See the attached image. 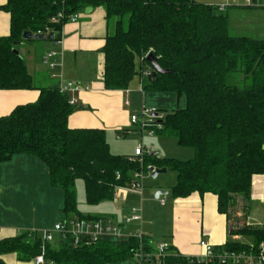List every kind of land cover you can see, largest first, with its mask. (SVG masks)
Masks as SVG:
<instances>
[{
    "label": "trees",
    "instance_id": "1",
    "mask_svg": "<svg viewBox=\"0 0 264 264\" xmlns=\"http://www.w3.org/2000/svg\"><path fill=\"white\" fill-rule=\"evenodd\" d=\"M88 6L102 7L106 18L119 19L115 35L103 47L104 88L128 89L141 75L137 58L152 54L169 73H155L145 58L143 90L185 97V107L165 112L157 133L192 148L193 158L149 154L140 163L134 156L112 155L104 130L68 127L76 105H69V96L57 87H47L37 89L36 101L0 117V163L17 154L38 157L47 167L50 186L63 192L67 218H90L77 212L78 180L83 182L86 203L94 205L112 200L117 187L130 185L134 173H145L147 167L175 173L171 192L176 199L211 193L217 197L218 212L228 219L238 200L247 207L252 177L264 175V38L231 35L229 15L216 7L194 0H7L0 6L10 15V35L0 38V90L36 89L23 60L13 53V42L23 43L24 31L48 30L54 41L59 40L65 18L57 23L50 19L60 10L67 16ZM263 242L264 228H243L219 251H256ZM42 246L39 234L23 232L0 240V256L15 253L30 260ZM137 247L134 238L77 247L70 239H58L55 245L44 244V259L55 264H107L132 258ZM167 261L188 264L181 256Z\"/></svg>",
    "mask_w": 264,
    "mask_h": 264
},
{
    "label": "crops",
    "instance_id": "2",
    "mask_svg": "<svg viewBox=\"0 0 264 264\" xmlns=\"http://www.w3.org/2000/svg\"><path fill=\"white\" fill-rule=\"evenodd\" d=\"M194 1L217 7L228 0ZM6 2L7 0H0V6H4ZM86 8L76 12L78 17L75 22H66L62 26L59 40L24 41L16 46L15 49L23 60L36 89L0 90V117L8 115L16 106L36 101L39 88H58L60 83L74 82L81 87V90L74 95L77 100V109L68 117V127L104 130L109 151L114 155L108 138L113 131H120V128L128 124L127 108L130 104L124 97L129 93V89L107 90L104 88L103 47L106 40L115 35L116 23L119 19L106 18L102 7H90L91 11L88 13L85 12ZM236 12L242 14L239 17H247L245 18L247 20L252 14L256 16V20L263 19L264 0L262 2L238 0L233 3L226 11L229 15V27L231 16ZM127 21V17L122 19L123 29H126ZM259 21H255L252 25L258 24L262 28V32L259 30L260 33L253 30L258 33L257 35H261L257 39L264 37V21H260L261 23ZM9 35L10 15L0 10V38ZM37 48L44 49L39 57L35 55ZM51 51L58 54V61L61 63L60 67L52 70L41 63V56ZM139 59L142 66L143 59L142 57ZM146 71H148L147 66L145 70L141 69L142 93L145 78L143 73ZM43 75H46V78ZM37 82L38 85H36ZM68 96L70 98V95ZM125 102L128 104L126 105ZM154 132L157 133V131ZM154 132L148 135L153 136ZM157 135L163 137L161 134L157 133ZM173 141L176 148L165 152L166 154L162 156L158 155L159 152L153 155L160 158H172L169 153H182L178 148H188L179 146L175 139ZM172 142H168L167 147H172ZM183 154L193 158L194 151ZM149 175L151 177V174L143 173L139 179L141 187L145 186L142 180ZM155 185L152 192L156 193L158 190L166 192L158 198L154 196L157 201L153 200L152 192L148 190L142 192L137 189H124L118 191L112 200L88 205L83 182L78 180L75 185L77 212L84 217H90L86 219L101 220L104 225H121L125 234L140 232L150 249H154L156 244L164 243L168 246L170 256L199 258L203 253L199 246L200 241H208L215 250L219 251L230 237H238L239 234L234 230L236 228L232 229L226 215L218 212L215 195L193 193L186 198L176 199L171 192L174 184L169 186L160 182ZM168 195L169 201L164 198V196L169 197ZM63 203V192L50 186L47 167L38 157L17 154L9 161L0 163V240L12 238L20 231H31L37 234L51 231L54 225L67 218L62 210ZM249 207L248 225L264 228V175L252 177ZM132 209L140 211L141 220L127 224L126 219ZM69 218L78 217L71 215ZM126 240L128 239L124 237L123 241ZM57 241L58 237L55 235L51 244L55 245ZM0 262L1 264H35L33 259L22 260L15 253L1 255ZM47 264L55 263L47 262Z\"/></svg>",
    "mask_w": 264,
    "mask_h": 264
},
{
    "label": "built area",
    "instance_id": "3",
    "mask_svg": "<svg viewBox=\"0 0 264 264\" xmlns=\"http://www.w3.org/2000/svg\"><path fill=\"white\" fill-rule=\"evenodd\" d=\"M238 0H228L226 3L217 6L216 8L221 13H226L227 9L236 3ZM77 13H73L65 16L60 10L56 16L50 19L51 23H57L65 18V22H75L77 20ZM49 34V31L45 33ZM147 53L142 59L144 60ZM41 63L48 67L50 70L61 66L58 61V54L54 51L45 53L41 56ZM148 71L144 72L143 75L147 76ZM58 90L62 94L70 95L68 103L71 106L76 105L77 100L74 97L76 93L81 90V87L74 82L60 83ZM127 105L128 103L125 102ZM164 114L157 112L153 109L143 108L140 115H130V123L141 129V132L147 131L152 134L154 131L161 129V121ZM149 149L145 150L138 145L134 151L135 159L141 163L142 158L145 155H149ZM132 162L135 160L132 159ZM155 169L147 167L146 172L151 174ZM143 176L142 172H136L133 175V182L129 187H117L115 189L114 196L118 191L124 189L135 190L139 185V179ZM119 177V176H117ZM141 220V214L139 210L132 209L126 223H137ZM57 235L60 240L70 239L74 247L81 245V243H95L102 239L112 238L116 240H123L134 238L138 242V247L133 251L132 257L136 260L137 264H170L168 258V246L164 243H159L154 249H150L145 243L143 235L138 233H124L121 225H104L101 220H90V219H78V218H66L61 222L54 225L51 231H43L39 234L43 246L41 247V253L33 258L35 264H47L44 259V244L51 243L54 236ZM199 246L203 253L201 257H184L188 264H264V242L261 243L256 251H216L214 247L208 241H200Z\"/></svg>",
    "mask_w": 264,
    "mask_h": 264
},
{
    "label": "rangeland",
    "instance_id": "4",
    "mask_svg": "<svg viewBox=\"0 0 264 264\" xmlns=\"http://www.w3.org/2000/svg\"><path fill=\"white\" fill-rule=\"evenodd\" d=\"M258 2H262L263 0H257ZM231 13V12H230ZM239 15H242L241 13H233L231 16V21H230V27H229V32L231 35L235 36H248L252 38H258L261 35H257L260 33L259 30L262 28L258 26H252L253 23L257 20L264 21L263 19H257L254 14H252L249 17V20L245 19L247 17H239ZM259 21V23H261ZM253 30L259 31L258 33L253 32ZM262 32V30H261ZM264 38V37H263ZM46 45L48 43H45ZM44 45V44H42ZM45 48L44 46H42ZM44 49L42 48H37L35 51V55L38 57L42 54ZM140 59L137 58L136 60V65L138 68V71H140ZM142 70H145V65H142ZM44 76V75H43ZM46 78V75L44 76ZM143 79V77H142ZM140 75L135 77L132 82L129 85V93L125 95L124 99L129 102V107L128 109V124L124 126L123 128H120V131H113L111 136H109V144L111 146L112 153L114 155H134V149L138 146L141 145V147L145 150L149 149V154L153 153H158V155L162 156L163 154H166L165 152H168L172 150L173 148H176L175 141H173V138L171 137H161L157 135L156 132H154L153 136H149L148 132L141 133V129L135 125H132L130 123V115H140L141 111L143 108L149 110L153 109L157 112H160L162 114H165V112H170L176 109H181L185 107V97L178 96L176 93H162V92H154V91H148V90H143V93L141 92V80ZM38 85V82L36 83ZM120 134V136H119ZM172 142L173 146L172 147H167L168 142ZM161 143V145H160ZM182 153H169L172 158H176L179 160H188L189 158L192 157H186L183 153H186L187 151H192V148H178ZM115 152V153H114ZM146 173V172H145ZM145 183V186L142 185L137 188L138 191L142 190L144 191H150L152 192V189L156 186L155 184H158L162 182L164 185H172L175 183V173L167 170L165 174L158 175L156 179H151L150 175L146 179L144 178L142 180ZM140 182V180H139ZM127 188L129 187L126 186ZM155 192H152V198L154 201H157L154 199ZM169 196V195H168ZM164 198L169 201L170 196H164ZM251 202V195H250V200L249 203L246 206H244V203L241 200H238V204L235 206V208L230 212L229 215V222L232 227V229L235 230L237 234L240 233V230L243 228H257L254 226H249L248 224V212L247 210L250 208L249 204ZM253 210V209H252ZM251 212L253 213V211ZM61 216H63L61 214ZM253 216V214H252ZM262 228V227H258ZM26 231H20L18 234L23 233ZM41 234V233H40ZM110 241H114L113 239H109ZM242 242H250V239L241 237L240 239ZM157 246V244L155 245ZM107 264H137V262L133 259H127L122 262H110Z\"/></svg>",
    "mask_w": 264,
    "mask_h": 264
},
{
    "label": "water",
    "instance_id": "5",
    "mask_svg": "<svg viewBox=\"0 0 264 264\" xmlns=\"http://www.w3.org/2000/svg\"><path fill=\"white\" fill-rule=\"evenodd\" d=\"M91 11V8L88 7L86 8L85 12L88 13ZM21 39L25 42H31V41H47V40H53L54 39V35L53 33H50V34H42V33H37V34H34L30 31H24L21 35ZM21 42L19 41H16V42H13V46H14V49H13V53L15 55H18V51L15 49L16 46H18ZM146 61L148 63H150V66L152 68V70L155 72V73H158V74H167L169 73L168 71L166 70H163L161 69L157 63H156V60L155 58L153 57L152 54H148L147 57H146ZM167 172V169L166 168H161V169H155L152 173H151V178L152 179H156L158 175H161V174H165ZM163 194H166V192H163V191H156L155 193V198H158L159 195H163Z\"/></svg>",
    "mask_w": 264,
    "mask_h": 264
}]
</instances>
